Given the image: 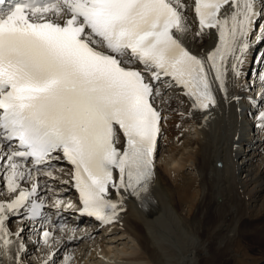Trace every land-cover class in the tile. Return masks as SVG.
I'll use <instances>...</instances> for the list:
<instances>
[{"label": "snow or ice", "instance_id": "obj_1", "mask_svg": "<svg viewBox=\"0 0 264 264\" xmlns=\"http://www.w3.org/2000/svg\"><path fill=\"white\" fill-rule=\"evenodd\" d=\"M211 30L215 47L193 53L188 44ZM261 43L264 0H0V195L9 197L0 200V264H25V229L12 232L11 217L41 222L42 264H56L53 241L66 225L42 210L49 195L57 215L74 207L57 180L78 193L79 215L102 226L124 210L123 193L148 198L167 120L154 106L167 103L162 89L208 111L216 91L227 102L228 84L252 74L248 53ZM254 75L264 88V68ZM258 120L264 129V110ZM61 160L70 180L54 175Z\"/></svg>", "mask_w": 264, "mask_h": 264}, {"label": "bare ground", "instance_id": "obj_2", "mask_svg": "<svg viewBox=\"0 0 264 264\" xmlns=\"http://www.w3.org/2000/svg\"><path fill=\"white\" fill-rule=\"evenodd\" d=\"M188 15L193 23L192 13ZM211 33L196 44L189 43L190 50L200 54L214 48L215 30ZM261 57L254 61L258 71L264 68ZM250 60L248 54L246 72ZM262 91L254 72L235 84L230 82L228 101L216 91L217 106L209 109L212 113L200 116L191 110L192 118L185 127L191 132L185 131L177 142L174 139L180 132L175 130L177 119L172 116L165 127L167 138H173V142L159 153L150 196L136 209L124 203V212L118 217L121 226L110 230L116 234L89 246L80 261L74 262L75 254L69 251L78 244L80 234L67 229L58 254L70 255L71 264H264V129L257 126L259 113L264 110V101L259 99ZM170 96V101L183 103L172 104L170 111H184L183 105L191 109L187 97L174 92ZM233 96L239 97V102ZM206 114L208 119L200 122ZM66 171L67 177L62 178L70 180V168ZM53 186L65 204L76 198L70 184L57 180ZM123 195L129 199V195ZM60 211L68 214L63 205ZM25 224L21 225L25 229V264H42L49 251L46 253L41 242L29 240V235L34 237L36 232ZM68 236L74 239L70 242ZM60 255L55 258L56 264H61ZM2 264L12 261L4 258Z\"/></svg>", "mask_w": 264, "mask_h": 264}, {"label": "rangeland", "instance_id": "obj_3", "mask_svg": "<svg viewBox=\"0 0 264 264\" xmlns=\"http://www.w3.org/2000/svg\"><path fill=\"white\" fill-rule=\"evenodd\" d=\"M176 130V129H175ZM178 131V130H177ZM177 131H174V134H176V132ZM175 136V135H174ZM172 140V138H167V140H166V148L168 149V146L170 145V142L172 143V141H168V140ZM164 147V149L161 151V152H163V151H165V150H167L166 148ZM161 152H160V154H161ZM159 158V157H158Z\"/></svg>", "mask_w": 264, "mask_h": 264}]
</instances>
